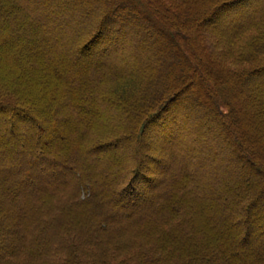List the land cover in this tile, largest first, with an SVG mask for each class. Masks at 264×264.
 Listing matches in <instances>:
<instances>
[{
    "label": "trees",
    "instance_id": "1",
    "mask_svg": "<svg viewBox=\"0 0 264 264\" xmlns=\"http://www.w3.org/2000/svg\"><path fill=\"white\" fill-rule=\"evenodd\" d=\"M0 264H264V0H0Z\"/></svg>",
    "mask_w": 264,
    "mask_h": 264
},
{
    "label": "rangeland",
    "instance_id": "2",
    "mask_svg": "<svg viewBox=\"0 0 264 264\" xmlns=\"http://www.w3.org/2000/svg\"><path fill=\"white\" fill-rule=\"evenodd\" d=\"M137 5H139V3L138 2H135ZM144 29V31H148L149 30V28L148 27H143ZM148 33V32H147ZM119 37H120V35H119ZM127 43H129V42H127ZM126 44V43H125ZM125 44H121V45H119L118 47H115V48H112V50H117V49H119V48H122V47H124V45ZM111 46V45H110ZM102 47V46H101ZM105 48V47H104ZM125 48V47H124ZM101 49V48H100ZM112 50H110V49H105V50H103V51H101V52H96V53H92V54H90V55H87V54H85L84 53V55L83 56H81L80 58H79V61H81V62H85V61H87V60H91V59H95V57H98V56H100L99 54H108L109 52H111ZM122 50H123V48H122ZM198 80V79H197ZM198 87H196V88H190L191 90L193 89V91H195L196 93H199L201 90H202V85H203V83H202V81H201V79H199L198 80V83L196 84ZM182 93H185L186 94V92H182ZM176 107H177V105H176ZM175 107V108H176ZM179 111V110H178ZM178 111H176L177 112V114H178ZM181 112V111H180ZM181 114H183L182 112L180 113V115ZM168 124V123H167ZM160 125H161V127L160 126H157V129L159 128V130L161 131L162 129H163V135H164V137L166 138V141L170 144V145H173L171 142V140H172V135H171V131H169V130H166L167 129V126H166V123L164 124H162V123H160ZM163 125V126H162ZM182 128V131H184V133H182L180 136H178V137H174V139H177V140H181L180 139V137L181 136H183L184 134H186V135H188V137L190 136V135H193V134H191V130H190V127L188 126V125H186L185 123L183 124V126H180V129ZM166 130V131H165ZM185 136V135H184ZM156 137H158L159 138V136H156ZM156 137H152L151 136V138H149L148 140H145L144 139V144H145V146L147 147V149H144V155H148L147 156V158H146V162H144V167L146 168V167H149V169H151V174H148V171H144V174L143 175H146L147 177L145 178V177H142L143 178V182L142 181H140L141 183H143V187L145 188H149V187H151V186H153L154 184H155V179H156V177L158 176V175H160V176H162V177H164V176H166L168 173H169V171H166L165 170V167H166V165H164V164H166V159H165V154H166V156H167V152H168V150H167V148L165 147V145H161L160 143L158 144V140H156ZM187 137V138H188ZM186 138V139H187ZM189 139H191L190 137H189ZM184 141H187V140H184ZM171 147V146H170ZM164 148L166 149V152H165V150H164ZM196 148L197 147H194V150H196ZM153 149V150H152ZM115 150H117V152H119L120 151V148H115ZM170 150V149H169ZM112 151H108V152H106V156L107 155H109L110 153H111ZM113 152H115V151H113ZM163 155V156H161V155ZM151 159V161L150 162H148V160H150ZM145 160V159H144ZM155 162H156V164H155ZM155 165V166H154ZM154 166V167H153ZM154 169V170H153ZM161 171V172H160ZM154 173V174H153ZM159 173V174H158ZM152 175H153V177H152ZM150 178H151V180H150Z\"/></svg>",
    "mask_w": 264,
    "mask_h": 264
}]
</instances>
